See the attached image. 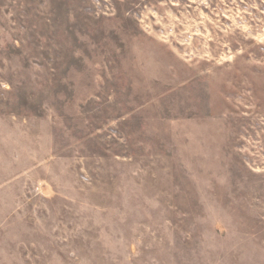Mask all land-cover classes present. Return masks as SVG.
I'll use <instances>...</instances> for the list:
<instances>
[{
	"label": "rangeland",
	"instance_id": "obj_1",
	"mask_svg": "<svg viewBox=\"0 0 264 264\" xmlns=\"http://www.w3.org/2000/svg\"><path fill=\"white\" fill-rule=\"evenodd\" d=\"M0 264H264V0H0Z\"/></svg>",
	"mask_w": 264,
	"mask_h": 264
}]
</instances>
